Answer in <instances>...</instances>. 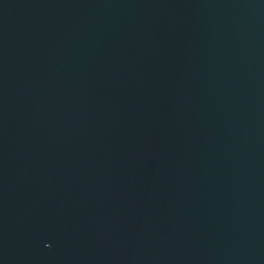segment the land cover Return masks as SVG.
Returning a JSON list of instances; mask_svg holds the SVG:
<instances>
[{
    "label": "water",
    "instance_id": "1",
    "mask_svg": "<svg viewBox=\"0 0 264 264\" xmlns=\"http://www.w3.org/2000/svg\"><path fill=\"white\" fill-rule=\"evenodd\" d=\"M0 264H264V0H0Z\"/></svg>",
    "mask_w": 264,
    "mask_h": 264
}]
</instances>
